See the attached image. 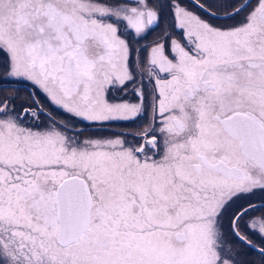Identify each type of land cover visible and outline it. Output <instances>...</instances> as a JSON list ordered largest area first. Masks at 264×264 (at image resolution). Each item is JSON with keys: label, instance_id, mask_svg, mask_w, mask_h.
<instances>
[{"label": "snow or ice", "instance_id": "6c2138e0", "mask_svg": "<svg viewBox=\"0 0 264 264\" xmlns=\"http://www.w3.org/2000/svg\"><path fill=\"white\" fill-rule=\"evenodd\" d=\"M0 264H264V0H0Z\"/></svg>", "mask_w": 264, "mask_h": 264}]
</instances>
